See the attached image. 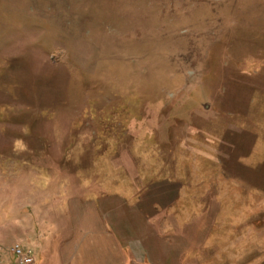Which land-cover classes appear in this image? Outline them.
I'll return each mask as SVG.
<instances>
[{
  "label": "rangeland",
  "instance_id": "1",
  "mask_svg": "<svg viewBox=\"0 0 264 264\" xmlns=\"http://www.w3.org/2000/svg\"><path fill=\"white\" fill-rule=\"evenodd\" d=\"M15 243L264 264V0H0V264Z\"/></svg>",
  "mask_w": 264,
  "mask_h": 264
},
{
  "label": "built area",
  "instance_id": "2",
  "mask_svg": "<svg viewBox=\"0 0 264 264\" xmlns=\"http://www.w3.org/2000/svg\"><path fill=\"white\" fill-rule=\"evenodd\" d=\"M11 252L16 264H34V255L31 248L22 247L20 244L15 243L11 247Z\"/></svg>",
  "mask_w": 264,
  "mask_h": 264
},
{
  "label": "clouds",
  "instance_id": "3",
  "mask_svg": "<svg viewBox=\"0 0 264 264\" xmlns=\"http://www.w3.org/2000/svg\"><path fill=\"white\" fill-rule=\"evenodd\" d=\"M19 127L21 128V131L23 132V134H24L25 136H27V135L30 134V131H29L27 125H21V126H19ZM18 146L21 148V150H25V151L28 150V145H27V143H26L23 139H21V138H16V139L13 141V149L16 150Z\"/></svg>",
  "mask_w": 264,
  "mask_h": 264
}]
</instances>
